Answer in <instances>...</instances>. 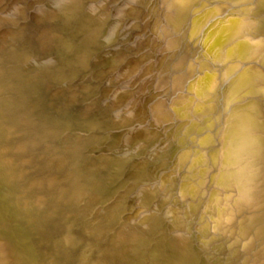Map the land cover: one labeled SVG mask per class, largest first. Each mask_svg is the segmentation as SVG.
<instances>
[{"label": "bare ground", "instance_id": "obj_1", "mask_svg": "<svg viewBox=\"0 0 264 264\" xmlns=\"http://www.w3.org/2000/svg\"><path fill=\"white\" fill-rule=\"evenodd\" d=\"M0 264H264V0H0Z\"/></svg>", "mask_w": 264, "mask_h": 264}, {"label": "rangeland", "instance_id": "obj_2", "mask_svg": "<svg viewBox=\"0 0 264 264\" xmlns=\"http://www.w3.org/2000/svg\"><path fill=\"white\" fill-rule=\"evenodd\" d=\"M161 173H162V172H161ZM161 173H160V174H161ZM160 174H159V175H160Z\"/></svg>", "mask_w": 264, "mask_h": 264}]
</instances>
